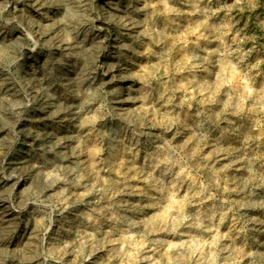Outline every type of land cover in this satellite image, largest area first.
Listing matches in <instances>:
<instances>
[{"label": "clouds", "instance_id": "obj_1", "mask_svg": "<svg viewBox=\"0 0 264 264\" xmlns=\"http://www.w3.org/2000/svg\"><path fill=\"white\" fill-rule=\"evenodd\" d=\"M0 264H264V0H0Z\"/></svg>", "mask_w": 264, "mask_h": 264}]
</instances>
